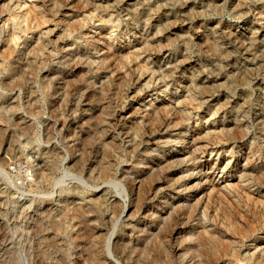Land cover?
I'll return each instance as SVG.
<instances>
[{"label": "rangeland", "instance_id": "obj_1", "mask_svg": "<svg viewBox=\"0 0 264 264\" xmlns=\"http://www.w3.org/2000/svg\"><path fill=\"white\" fill-rule=\"evenodd\" d=\"M168 107L187 125L172 128L165 112L145 133L153 109ZM188 125L195 143L181 147L175 136ZM162 134L167 144L134 152ZM173 147L185 165L155 164ZM263 175L264 0H0V264H130L133 246L147 264H198L190 246L176 254L137 243L139 233L137 244L114 243L138 176L147 192L179 186L172 196L185 215L189 196L201 201L183 235L204 224L215 234L200 251L206 264H264ZM162 199L145 205L152 213ZM227 238L234 254L220 248Z\"/></svg>", "mask_w": 264, "mask_h": 264}, {"label": "bare ground", "instance_id": "obj_2", "mask_svg": "<svg viewBox=\"0 0 264 264\" xmlns=\"http://www.w3.org/2000/svg\"><path fill=\"white\" fill-rule=\"evenodd\" d=\"M2 5V4H1ZM240 5V4H239ZM2 10V9H1ZM35 14V13H34ZM37 16V15H36ZM182 16V15H181ZM177 17V16H176ZM36 18V17H35ZM39 19V18H38ZM71 24V23H70ZM73 25V24H72ZM81 30V29H80ZM231 36V35H230ZM242 43V42H241ZM242 44H244V43H242ZM152 45V44H151ZM241 45V44H240ZM69 47V46H68ZM239 48V47H238ZM36 48H34V50H35ZM212 49V48H211ZM109 51V50H108ZM156 51V50H155ZM35 53V52H34ZM37 53V52H36ZM38 53H40V52H38ZM106 53V52H105ZM111 54V53H110ZM110 54L107 52V54H105L106 55V57H104L103 58V63H102V65H104V66H102V67H105V65H108V63H109V61H110V59H112L111 58V56H110ZM227 54H229V53H227ZM37 55V54H36ZM78 55V54H77ZM34 56V55H33ZM76 56V55H75ZM114 58H115V56H114ZM87 59V58H86ZM116 59V58H115ZM76 60V59H75ZM101 60V59H100ZM118 60V59H117ZM32 61V60H31ZM120 61V60H119ZM118 61V62H119ZM184 61V60H183ZM71 62V61H70ZM81 62V61H80ZM75 66V65H74ZM115 67V66H114ZM30 68V67H29ZM112 68V67H111ZM142 69V68H141ZM117 70V69H116ZM75 72V71H74ZM74 72H72L71 74H69V75H67V76H60V78L59 79H63V80H65V79H67V78H69L70 76H73L74 75ZM114 72V71H113ZM84 73V72H83ZM54 75V74H53ZM52 78V77H51ZM77 78V77H76ZM75 79V78H74ZM71 80V79H70ZM69 80V81H70ZM103 82V81H102ZM68 83H70V82H68ZM66 86V85H65ZM95 86V85H94ZM110 87V86H109ZM67 88H69V87H67ZM98 90V89H97ZM104 90V89H103ZM109 90V89H108ZM107 92V91H106ZM83 93V92H82ZM33 95V94H32ZM56 95V94H55ZM65 95V94H64ZM77 95V94H76ZM101 96V95H100ZM108 96V95H107ZM80 97V96H79ZM95 98V97H94ZM101 98V97H100ZM106 100V99H105ZM108 100V99H107ZM88 101V100H87ZM91 102V101H90ZM77 109V108H76ZM154 111H155V113L153 114V117L151 116V118H149V117H146V120L143 122L144 123V132L146 133V130L147 129H151V127L153 128V126L156 124V120L158 119V118H160V116L163 114V113H165V112H167L168 113V116L169 117H171L170 116V114L172 115V116H174V118L177 120V122L175 123L174 122V124L172 125V128H177V127H182V126H185V125H187V119L185 118V116H183L182 114H180V112L179 111H177L176 109L174 110V109H172V108H170V107H168V108H154L153 109ZM172 110H174V112L172 113ZM151 112V111H150ZM148 113V112H147ZM93 115V114H92ZM95 115V114H94ZM97 115V114H96ZM164 115V114H163ZM64 116V115H63ZM62 116V117H63ZM106 118V116H107V113L105 112V108L104 109H101L100 110V117H101V119L99 120V122L100 121H103L104 120V117ZM167 116V117H168ZM87 117V116H86ZM96 117V116H95ZM161 120V119H160ZM92 121V120H91ZM95 121V120H94ZM105 121V120H104ZM103 121V123H105ZM97 122V121H96ZM233 122V121H232ZM234 122H236V121H234ZM233 122V123H234ZM109 123V122H108ZM87 124V123H86ZM101 124H102V122H101ZM112 124V123H111ZM157 125V124H156ZM171 125V124H170ZM169 125V126H170ZM234 126V129H237V125H238V123H234L233 124ZM66 127V126H65ZM236 127V128H235ZM51 128V127H50ZM140 128V127H139ZM154 128H156V127H154ZM169 128V127H168ZM64 129H66V128H64ZM97 129V128H96ZM233 129V128H232ZM109 130V129H108ZM175 130V129H174ZM189 130V125H188V127H186L185 129H184V132H183V134L184 135H180V136H178V135H176L175 137L178 139L177 140V144L179 145V146H181V147H183L184 146V143L187 141V139H188V144L190 145L191 143L192 144H194L195 143V140L193 139V134H188V131ZM241 130V129H240ZM48 131V130H47ZM69 131V130H68ZM96 131V130H95ZM149 131V130H148ZM234 131V130H233ZM152 132V131H151ZM228 132V131H227ZM50 133V132H49ZM78 133V132H77ZM239 133V132H238ZM185 134H186V138H184L183 136H185ZM98 135V134H97ZM70 136V135H69ZM108 136V135H107ZM117 136V135H116ZM239 137V136H238ZM77 138V137H76ZM80 138V137H79ZM153 139H149L148 140V142L146 143V145L143 147V148H141L140 147V144H135L134 142V144H135V149H134V152L136 151L137 153H138V155L139 156H141V157H143L144 155L143 154H147V153H149V151L154 147L155 148V150H157L159 147H161V143H168L169 141H166L165 140V136L162 134L161 136H159V137H156V138H154V137H152ZM85 139V138H84ZM74 140H76V139H74ZM65 141V140H64ZM78 142H79V139L77 140ZM112 141V140H111ZM166 141V142H165ZM76 142V141H75ZM88 143V142H87ZM138 143V142H137ZM173 143V142H172ZM107 144V143H106ZM80 145H81V143L79 142L78 144L77 143H73L72 144V147L75 149V150H80ZM104 146V145H103ZM71 147V146H70ZM85 147V146H84ZM108 147V146H107ZM106 147V148H107ZM176 147V146H175ZM175 147H173L172 148V150L170 151L172 154L171 155H166V156H164V157H157V163H155V164H157L158 166H162V167H160V168H171V167H173L174 165H176V164H179V165H182V164H184L185 165V163H186V161H184V159H183V157H181L180 156V153L179 154H174V152H176L177 151V149L175 148ZM72 148V149H73ZM110 148V147H109ZM141 148V149H140ZM83 149V148H82ZM111 149V148H110ZM116 150V149H115ZM184 150V149H183ZM110 151V150H109ZM131 151V150H130ZM182 150H180V152H181ZM199 151V150H198ZM197 151V149H196V147H195V149L193 150V153H194V155H193V157H192V159L193 160H195L197 157H199V156H197L199 153H197L198 152ZM51 152V151H50ZM112 152V151H111ZM251 153V152H250ZM84 154V153H83ZM185 154V153H184ZM104 155V154H103ZM150 155H151V153H150ZM47 156V155H46ZM192 156V155H191ZM105 157V156H104ZM152 157V156H151ZM150 157V158H151ZM155 158V157H154ZM101 159V158H100ZM143 160V159H142ZM141 160V161H142ZM191 160V159H190ZM245 160H246V162L249 164H251V161H250V156H246L245 157ZM148 162V161H147ZM195 162V161H194ZM247 164V165H248ZM156 165V166H157ZM195 165V164H194ZM98 166V165H97ZM153 166V165H152ZM156 166H155V168H156ZM246 166V165H245ZM198 167H200L199 165H198ZM115 168V167H114ZM195 168H197V167H195ZM125 169V168H124ZM202 169V168H201ZM152 170V169H151ZM156 170V169H155ZM163 170V169H162ZM188 170H190V169H188ZM256 170V169H255ZM104 171V170H103ZM106 171V170H105ZM168 171V170H167ZM113 172V171H112ZM254 172V171H253ZM109 173V172H108ZM195 173V172H194ZM183 174V173H182ZM190 174V173H189ZM188 174V175H189ZM110 175V174H109ZM262 175V174H261ZM260 175V176H261ZM258 176V175H257ZM259 176V177H260ZM264 176V175H263ZM130 178V177H129ZM135 178V177H134ZM138 178H139V176H138ZM138 178H136V179H133L130 183H131V189L132 190H137L136 191V197L133 199V200H130V203L128 204L129 205V208H128V213H127V215L125 216V218H124V220H125V225L127 224V232L125 233V232H123V231H121V234H122V236L121 237H119V239H117V241L115 240V244H137V243H139L140 242V240L141 239H143L144 237H147L146 239L148 240L147 242H154L155 244H157V246H159V247H166L167 245H169L170 246V250H172L174 253H176V254H178L179 252L181 253L182 251H183V246L184 245H186V246H190L188 249H187V255H188V253H190V249H191V256H193V257H199L198 258V264H206L205 262H204V260L202 259V252H200L201 251V249H205V248H207V246H208V242L210 243H212V242H214L215 241V234H214V236L210 233V231L208 230V226H206V224H204V225H202V229L201 230H198V232H197V234L193 237V233L192 232H190V233H188L186 236L185 235H183V233H185V232H187V230H188V228L190 227V224H191V222L190 221H187L186 219H188V220H190V216H192L191 215V213L193 212V209H196V206L197 205H199L200 204V200H198L197 201V203H195V204H191V201H192V198H190V196L188 197V199H187V201H190L189 202V207H188V212H187V214H188V216H186L185 214H183L181 211L183 210V209H186V208H183L184 207V205L182 204H180L179 203V201H175V198L172 196L173 195V191H175V190H177L178 189V187L179 186H177V185H169V186H167V187H164V188H161L160 186L161 185H156V186H154L153 185V188L152 189H150V191L149 192H147L146 190H145V184H144V182H146V181H144L143 182V180L142 179H138ZM161 178V177H160ZM178 178V177H177ZM192 178V177H191ZM260 179V178H259ZM261 180V179H260ZM168 181V180H167ZM166 182V181H165ZM260 182V181H259ZM262 182V181H261ZM199 184V183H198ZM179 185H181V184H179ZM149 187V186H148ZM182 187V186H181ZM198 187V186H197ZM182 190V189H181ZM180 191V190H179ZM187 191V190H186ZM177 192H178V190H177ZM183 192V191H182ZM179 193V192H178ZM181 193V192H180ZM177 195V194H176ZM163 197V199L160 201V204H159V206H154V208H153V212L151 213L150 211V207H148L147 205H145V203L148 201V200H154V199H156V198H158V197ZM193 196V195H192ZM180 199V198H179ZM178 199V200H179ZM182 200V199H181ZM212 200V199H211ZM183 201V200H182ZM78 202V201H77ZM215 202V201H214ZM125 205V204H124ZM225 206V205H224ZM126 206H123V204H118L117 205V203L113 206V212H114V214L117 216V213L118 212H120V214H118L119 216L120 215H122V214H124L125 212H126ZM76 209V208H75ZM74 209V210H75ZM206 209V208H205ZM224 210V209H223ZM77 211V210H76ZM80 211V210H79ZM205 211H207V210H205ZM230 211V210H229ZM78 212V211H77ZM85 212V211H84ZM112 212V213H113ZM179 212V213H178ZM181 212V213H180ZM184 212V211H183ZM203 212H204V210H203ZM223 213V212H222ZM221 213V214H222ZM195 214V213H194ZM205 214V213H204ZM234 214V213H233ZM232 214V215H233ZM139 215H141L143 218H145V219H148L149 221L146 223V224H144L143 226H138V225H133L132 223H131V221H133L134 220V218L136 217V216H139ZM187 217V218H186ZM233 218H234V215L232 216ZM205 218V217H204ZM203 218V219H204ZM213 219V218H212ZM174 220H176V224H177V226L175 227V228H173L172 229V231L170 232V234L167 236L166 234H163L165 231V229H166V227H168L167 225L170 223L171 224V222H173ZM244 220V219H243ZM230 222V221H229ZM228 222V223H229ZM87 223V222H86ZM200 223V222H199ZM234 223V222H233ZM239 223V222H238ZM245 224H246V222H245ZM193 225V224H192ZM232 225V224H231ZM234 225V224H233ZM109 226V225H108ZM212 226V225H211ZM229 226V225H228ZM170 227V226H169ZM192 227V226H191ZM234 227V226H233ZM171 228H172V226H171ZM94 229H96L93 233H94V237L96 238V239H99L100 237L102 238V236H103V233H102V231H103V229H101V228H99V227H96V228H94ZM218 228H216V230H217ZM245 229V228H244ZM169 230V229H168ZM213 230H215V228L213 229ZM170 231V230H169ZM230 231V230H229ZM228 231V232H229ZM241 231V230H240ZM248 231V230H247ZM215 232V231H214ZM137 233H139V235L136 237V238H138V241H137V243L135 242V240H134V235H136ZM166 233V232H165ZM169 233V232H168ZM217 233V232H216ZM221 232H219V234L218 235H221L220 234ZM236 233V232H235ZM166 235V236H163V235ZM243 234V233H242ZM217 235V234H216ZM224 235H226V234H224ZM222 236V235H221ZM141 237H143V238H141ZM195 237H196V239H197V244H195V246H192V245H190L191 244V242H192V240H195ZM218 237V239L219 238H221L220 236H217ZM101 240V239H100ZM228 238L224 241L223 239H222V244H220L221 245V247L220 248H222L226 253H230V251H232V250H234L233 249V241L231 242L230 240H228ZM146 241V240H145ZM185 241V244H181V243H183ZM219 241H220V239H219ZM230 241V242H229ZM96 243V242H95ZM211 243H210V245H211ZM215 243V242H214ZM221 243V242H220ZM227 243V244H226ZM238 243V242H237ZM103 244V243H102ZM148 244V243H147ZM127 245V246H128ZM217 245V244H216ZM219 245V246H220ZM144 246V245H143ZM196 246L198 247V250H196L195 248H196ZM212 246V245H211ZM218 246V247H219ZM135 246H133L132 248L133 249H131V252L132 253H134V254H131V256L128 258V260L130 261L129 263L130 264H147L145 261H144V259L143 260H141V256H138V255H140V254H136L137 253V250L134 248ZM139 247V246H138ZM151 247V246H150ZM217 247V246H216ZM158 248V247H157ZM213 248H215V247H213ZM256 248H258V245L256 246ZM128 249V248H127ZM160 249V248H159ZM165 249V248H164ZM222 249H221V251H222ZM116 250V249H115ZM161 250V249H160ZM215 250V249H214ZM256 250V249H255ZM120 251V250H119ZM139 251V250H138ZM147 251V250H146ZM149 251V250H148ZM147 251V252H148ZM156 251V250H155ZM260 252H259V254L258 255H256L257 256V259H260V260H262V262L264 261V246L263 247H261V249L259 250ZM123 252V251H122ZM126 252V251H125ZM159 252V251H158ZM166 252H168V251H166ZM206 252H208L207 250H206ZM210 252V251H209ZM217 252H219V250L217 251ZM234 252H236V249H235V251ZM234 252L232 251L231 253H233L234 254ZM183 253V252H182ZM213 253H214V251H213ZM256 253V252H255ZM137 255V257H134L133 255ZM146 254V253H145ZM149 254V253H148ZM217 254V253H216ZM237 254V253H236ZM186 255V256H187ZM204 255H206V254H204ZM220 255V253L218 254V256ZM252 255H254L253 253H252ZM146 256V255H145ZM150 256H151V254H150ZM163 256V255H162ZM186 256H184L183 258H186ZM190 256V255H189ZM188 256V257H189ZM217 256V257H218ZM221 256V255H220ZM229 256V255H228ZM147 257V256H146ZM204 257V259L206 258L205 256H203ZM223 257V256H222ZM254 257H255V255H254ZM125 258V257H124ZM165 258V257H164ZM181 258V257H180ZM180 258H178V259H180ZM148 259V258H147ZM166 259V258H165ZM164 259V260H165ZM172 259V258H171ZM188 259V258H187ZM251 259H252V257H251ZM153 260V259H152ZM182 260V259H181ZM149 261H150V258H149ZM173 261V260H172ZM208 261V260H207ZM240 261V260H239ZM152 262V261H151ZM151 262L149 263V264H151ZM164 261H163V258L161 259V260H157L156 262H155V264H158V263H163ZM168 262H171V261H168ZM176 262V261H175ZM182 262H184V260L183 261H181V263L180 264H182ZM211 262H212V260H211ZM257 262V261H256ZM261 262V261H260ZM261 262V263H262ZM189 263V262H188ZM208 263V262H207ZM109 264V263H108ZM153 264V263H152ZM258 264H259V262H258Z\"/></svg>", "mask_w": 264, "mask_h": 264}]
</instances>
